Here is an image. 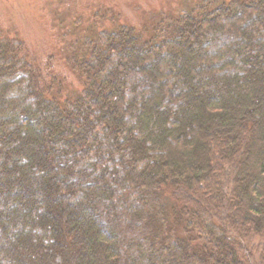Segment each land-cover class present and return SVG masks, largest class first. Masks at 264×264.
Listing matches in <instances>:
<instances>
[{"label": "trees", "instance_id": "trees-1", "mask_svg": "<svg viewBox=\"0 0 264 264\" xmlns=\"http://www.w3.org/2000/svg\"><path fill=\"white\" fill-rule=\"evenodd\" d=\"M184 5L0 28V264H264V0Z\"/></svg>", "mask_w": 264, "mask_h": 264}, {"label": "rangeland", "instance_id": "rangeland-1", "mask_svg": "<svg viewBox=\"0 0 264 264\" xmlns=\"http://www.w3.org/2000/svg\"><path fill=\"white\" fill-rule=\"evenodd\" d=\"M198 0H0V28L24 38L34 54L42 51V47H50L40 56L44 58L56 56L55 46L66 48L62 42L76 25L87 28V22L93 23L96 18V27H112L113 25L133 26L144 36L157 23L178 15L180 5L190 6ZM250 23V21L248 22ZM100 25V26H99ZM104 26H101L102 28ZM72 27L71 30L68 28ZM58 69L57 71H59ZM67 71L70 81L79 86V75ZM62 72V71H60ZM64 75V74H63ZM79 88V87H78ZM153 88V86H152ZM151 88V89H152ZM156 88V87H155ZM153 90V89H152ZM169 195V194H166ZM170 196V195H169ZM245 244L252 256L258 259L257 244L264 242L263 236L256 237Z\"/></svg>", "mask_w": 264, "mask_h": 264}]
</instances>
